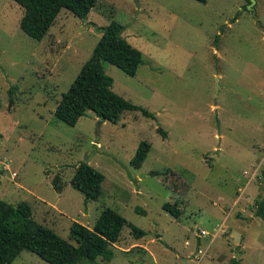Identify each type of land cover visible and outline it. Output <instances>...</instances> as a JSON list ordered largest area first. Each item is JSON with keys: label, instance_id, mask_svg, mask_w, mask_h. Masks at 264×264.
Listing matches in <instances>:
<instances>
[{"label": "rangeland", "instance_id": "374dc122", "mask_svg": "<svg viewBox=\"0 0 264 264\" xmlns=\"http://www.w3.org/2000/svg\"><path fill=\"white\" fill-rule=\"evenodd\" d=\"M250 5L99 0L87 19L63 9L37 40L20 26L22 6L0 0V200L29 202L67 239L106 207L146 231L126 226L113 259L82 264H264V0ZM112 19L144 58L135 76L104 63L113 90L154 116L89 110L69 125L57 105ZM142 142L151 149L137 167ZM82 162L105 175L98 200L71 183ZM175 197L180 218L163 208ZM10 264L50 263L24 250Z\"/></svg>", "mask_w": 264, "mask_h": 264}, {"label": "trees", "instance_id": "16d2710c", "mask_svg": "<svg viewBox=\"0 0 264 264\" xmlns=\"http://www.w3.org/2000/svg\"><path fill=\"white\" fill-rule=\"evenodd\" d=\"M24 9L20 26L37 40L47 36L63 9L69 10L81 19H87L99 0H14ZM207 2V0H198ZM250 1V0H249ZM237 19V17L235 18ZM124 25L112 19L102 32L92 56L84 63L80 73L71 84L55 110L56 116L69 125H76L89 110L102 120L118 122L130 110H142L152 117L153 113L133 104L113 90L114 80L107 74L104 63L109 62L125 73L135 76L144 63L143 53L124 36ZM151 144L142 142L133 157V165L140 167L145 161ZM159 172H153L158 175ZM166 182L170 170L163 172ZM160 174V173H159ZM105 175L88 162H82L72 178V185L81 191L86 202L98 200L102 193ZM54 187L62 191L64 184L60 175L54 179ZM174 187V186H173ZM176 190V186L174 187ZM168 201L163 208L176 218L182 210L178 198ZM264 214V199L258 202L256 215ZM126 226H130L136 238H142L146 231L128 221L116 209L106 207L92 228L74 221L69 239L41 223L27 201L16 204L0 200V264L12 263L24 250L36 253L50 264H82L87 260L95 263L98 258L111 260L115 256L114 244L119 242ZM74 240L76 243H73ZM234 264H241L238 259Z\"/></svg>", "mask_w": 264, "mask_h": 264}, {"label": "water", "instance_id": "95a60500", "mask_svg": "<svg viewBox=\"0 0 264 264\" xmlns=\"http://www.w3.org/2000/svg\"><path fill=\"white\" fill-rule=\"evenodd\" d=\"M250 2H251V5H250V7H252V6H253V4L255 3V0H250Z\"/></svg>", "mask_w": 264, "mask_h": 264}]
</instances>
